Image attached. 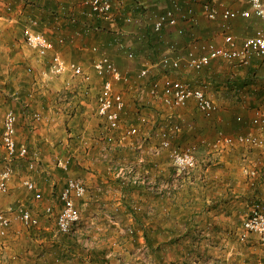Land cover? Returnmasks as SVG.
I'll return each instance as SVG.
<instances>
[{
    "label": "crops",
    "instance_id": "obj_1",
    "mask_svg": "<svg viewBox=\"0 0 264 264\" xmlns=\"http://www.w3.org/2000/svg\"><path fill=\"white\" fill-rule=\"evenodd\" d=\"M176 1L181 7L178 24L155 33L151 20L169 7L167 0H112L113 19L110 21L91 18L87 9L75 0H0V64L11 63L10 68L7 67L9 70H2L0 74L7 73L5 78L14 83L19 78L17 76H21L19 64H23L36 69L40 78L44 76L53 54L57 53L66 63L89 62L98 56H108L122 73L131 77L143 67L151 66L168 52L170 46L175 48L172 52L174 57H184L193 48L196 55H200L198 47L203 43L222 45L223 35L231 33L240 44L242 39L253 35L262 26L254 16L243 20L222 19L223 9L243 12L249 6L248 0ZM207 4L217 9L216 19L204 17L202 9ZM126 18H130L129 22H125ZM178 29L184 33L178 34ZM27 30L43 34L53 44L54 50L44 58L32 50L35 56L15 54V48L27 46L23 41ZM60 39L64 42L60 43ZM128 54L133 57L128 58ZM153 70L158 78L164 73ZM92 71L90 74L96 79L98 76ZM263 71L262 58H254L248 66L215 59L200 72L188 71L182 66L172 76L203 90L217 107L211 117H203L194 102L190 101L184 107L170 109L173 112L167 117L181 127L175 134L177 136L170 137L171 147L195 145L197 167L177 179L178 186L173 193L163 197L154 195L143 184L122 186L116 177L120 185L117 187L119 193L114 192V197L110 192L113 182L105 175V172L111 175L110 171H106L109 168L101 174L99 169L88 167L94 181L91 179L90 182L88 177L87 183L94 191L89 192L85 184V197L76 200L78 208L79 205L82 208L86 206L85 217L76 236L59 234L55 219L44 214V207L33 213L39 220V227L30 228V231L20 234L21 237L15 236L11 244L8 243L9 258L12 259L10 264H137L136 250L143 244L152 254L150 264H264V244L260 237L253 233L248 234L245 241L238 237L242 223L256 201L264 205V145L261 149H247L245 146L229 147L217 143L220 135L235 137L249 133L264 141V136L254 133V127L245 126L251 125L257 105L264 104V98L258 99L264 93ZM256 77L261 78L258 84H254ZM99 79L89 83L90 90L96 82L101 87ZM20 82V88L24 84L29 85L20 92L27 90L30 106L28 109L20 107L25 119L21 120L16 115V140L19 142V133L23 129V145L30 149L31 154L36 153L39 160L37 170L41 177H36L38 190L47 205L54 206L53 199L56 200V194L62 190L67 178H79L85 183L79 176L82 169L75 159L95 155L106 157L109 155L108 148L102 143L96 153L90 150L92 148L78 151L71 146L79 139L96 144L100 140L97 125L90 119L86 123L90 122L92 127H83L77 120L82 113L74 112L73 103L77 101L73 98L85 94L86 90L80 86L71 87L74 97L66 103L51 104L44 98L35 105L36 100H32L30 94L31 90H36L34 84L25 79ZM10 86L16 91L19 88L15 84ZM115 88L121 91L118 85ZM1 92L6 91L0 89ZM42 94H49L48 90L42 91ZM1 105L5 106L0 108V118L11 110L8 100L0 94ZM127 108L129 106L126 105L122 117L126 115ZM235 111L243 112L242 119L235 120L240 123H235L231 117L236 115ZM35 112L42 114V120L34 124L33 131L26 125ZM141 120L144 122L143 118ZM171 120L166 121L160 130L167 129ZM75 122L76 125H73ZM78 124L82 126L80 131L76 128ZM138 125L143 126L140 121ZM142 138V142L140 139L136 141L135 172H147L154 181L170 179L174 169L168 162L169 150L154 153L160 140L154 138L152 132L145 133ZM125 156L129 155L123 152L121 157ZM64 160L69 161L66 169L58 164ZM124 163L122 165L127 167L133 162ZM131 187L139 190L131 191ZM101 190L110 194L99 198ZM131 198L139 210L131 208L128 202ZM113 201H117L115 206L118 209H115L119 211L118 217L110 215L113 213Z\"/></svg>",
    "mask_w": 264,
    "mask_h": 264
},
{
    "label": "built area",
    "instance_id": "obj_2",
    "mask_svg": "<svg viewBox=\"0 0 264 264\" xmlns=\"http://www.w3.org/2000/svg\"><path fill=\"white\" fill-rule=\"evenodd\" d=\"M85 7L88 15L96 20L110 21L112 17V0H75ZM169 7L164 12L156 14L152 18V30L160 33L166 27H174L178 24V16L181 7L176 0H167ZM248 8L242 11L223 9L221 17L223 20H232L237 18L249 19L254 16L260 20L262 26L254 31V34L247 36L237 44V39L231 33H225L222 38V45L214 43H203L198 47L200 55H196L194 49L186 52L184 57H174L172 55L173 46H170L168 52L161 55L151 66L143 67L137 74V79H146L151 69L161 70L164 73L160 78L150 82L148 87L138 85L137 100L145 99L158 101L164 107L176 109L184 107L188 102L193 101L199 113L206 117L212 116L217 107L214 102L208 98L205 92L199 88H193L188 83L175 79L172 75L184 69L193 72H200L207 67L213 60L221 59L227 63L240 66H248L254 58L264 59V0H248ZM204 17L209 20L216 19L218 11L211 5H205L202 9ZM126 18L125 22H129ZM177 33L182 35L184 31L178 29ZM25 44L36 52L40 58H44L49 52L53 51V44L47 38L33 30H27L24 33ZM60 43L64 40L60 39ZM132 58V54L127 55ZM93 71L102 81L101 87L96 99V115L104 121L106 131H120L122 123V114L126 108V101L123 94L115 87L119 83L129 82L127 75L122 73L115 63L108 56H100L93 62ZM64 72H70L74 77H81L87 81L89 76L85 74L83 68L76 63H66L59 54L55 53L49 63V73L53 76H60ZM31 130H34V124L42 120V114L35 112L29 118ZM16 123L17 116L12 110L5 112L0 118V155L2 156V167L0 170V197L9 190V182L12 178V163L16 159L26 161L27 170L34 172L38 169L39 160L36 153L31 154L29 149L22 145L18 146L16 142ZM250 124L252 127L264 130V109L255 112ZM181 127L178 124H170L167 129H162L158 133L160 140L159 146L154 148V153L158 154L161 150H169L172 168L174 174L168 180H151L147 172L136 173L131 165L125 167L121 165L115 173L117 180H120L122 186L126 184L148 186L152 193L158 197L168 196L173 193L177 184V179L188 175L197 167L196 152L193 146L171 147L172 135L177 134ZM137 133L136 128H130L120 139L133 137ZM218 142L226 146L235 145L250 148H261L263 140L253 133L237 135L235 137L220 135ZM109 141L111 139L107 138ZM66 169L69 165L68 160L58 163ZM27 191L33 193L35 200H42L41 192L36 188L35 182L28 178L23 182ZM87 193V187L82 179L67 178L64 187L56 197L60 204V209L56 215V230L59 234L74 237L82 223V215L77 207L76 200L83 199ZM18 216L22 225L26 228L38 227L39 220L33 215L31 210L19 206L17 207ZM135 210H139L137 207ZM54 206L46 205L44 214L47 217L53 215ZM10 227V220L0 212V235H4ZM130 233L131 230L129 229ZM257 234L264 244V211L260 203H255L242 223L241 231L238 237L245 241L248 234ZM149 252L146 244H143L136 250L137 264H146L145 255ZM146 262V263H145Z\"/></svg>",
    "mask_w": 264,
    "mask_h": 264
},
{
    "label": "rangeland",
    "instance_id": "obj_3",
    "mask_svg": "<svg viewBox=\"0 0 264 264\" xmlns=\"http://www.w3.org/2000/svg\"><path fill=\"white\" fill-rule=\"evenodd\" d=\"M31 50L32 49L29 50V47L27 48V46L26 47L20 46L18 48H15L14 53L20 54L22 56L29 55V54H31L32 56H35V54L33 52H31ZM98 57H96V59ZM96 59H94V60H96ZM110 59L112 60V58H110ZM94 60L89 61V62H86V61L75 62L76 64H79L83 68L85 74L90 77V79H88L87 81L82 80L81 77H74L70 72H64L60 76H53L49 73V65H48V68L45 69V71L43 70L44 76L42 75L40 78H38L39 75H38V71H36V69L34 70V68H32L31 66L19 64L20 65L19 69L21 70L20 71L21 76H17L19 78L15 79L14 83H13V81H10V80L8 81V78H5L7 73L5 75L0 74V81H1L0 89H2L3 91H6L4 93L1 92L0 94L3 98L8 100L9 105H11L9 108L18 116L19 119L21 118V120H23V119H25V117L21 114V111H22L21 108L26 107V109H28V107L30 106V104H28L29 100L27 98L29 96V93H27V90L25 92H20V91H21V89H27L29 85L24 84L23 88H20L22 85L20 80H23V79L31 80L32 83L34 84L33 86H34V89H36V90L35 91L31 90L30 94H32L31 99L36 100L35 105H38L39 104L38 102H41V100H43L44 98H46L47 99L46 101H48V103H51V104L66 103L68 100L71 99V97L72 98L74 97V95L71 94V91H72L71 87L80 86L82 89L86 90V92H84L85 94H81V96H77V97L73 98L75 101H77L76 103H73L75 105L74 112H76L78 114L82 113V116L77 117V120L82 123L83 127L84 126L89 127V128L92 127V124L90 122L86 123L90 119L93 121L94 125H97V131L99 130L97 132V134H98L97 136H99L100 140H98V144H96V143H91V142L84 143L85 142L84 140L80 141V139H79V141L72 142V144L71 143L70 144L72 147H75L76 149H78V151L79 150H86L87 151V149L92 148L90 150L95 151L96 153H98V147L100 145H102V143L105 146H107V148H108L107 152L109 155L106 157H103L102 155H95L94 157L90 156V158H88V157H84V158L80 157L78 159L76 158L75 161L78 163L77 165H80V168L82 169L79 176L85 180V184L88 187H89L90 183H87V179H88V177H90V173H91V170H89L88 167L99 169L101 174H103L105 172L104 169L109 168V170H106V171H110L111 175L109 173H106V172H105V175L109 176L113 182V184H112L113 188L110 190V192H112V196H114L113 195L114 192L119 193V191L117 190L119 188H117V187L120 185V183H118L116 181L117 178L115 179L114 173L117 172L116 170L122 164L125 165L126 163H124V162H129V164H130V162L132 161L133 163L131 165L134 167V165H135L134 164L135 153H136V141L138 139H140V142H142L144 140L142 137H144L145 133L149 134L150 132H152V134H154V138H158V133L160 131V128L165 126L166 121L169 122V120H171L167 117L173 112V110H170V108L164 107L158 101H151V100L145 99V100L139 102L137 100V92L135 90L137 89L138 85H143L145 87H148V85L150 84V82L152 80L158 79L159 76H158V74H155V71L153 69H151L150 74L146 79L138 80L137 75H136L137 73L135 75H132L131 77L129 74H127V77L129 78L128 79L129 82L126 84H123V83L117 84L121 88V91H120V89H119V91L121 93L122 92L124 93L123 96L125 98L126 105L129 106V108H127V111H126L127 112L126 115H123V117H122L121 130L115 131V132L106 131L104 121L96 115V99H97V96H98V93L100 90V88H99L100 84H99V82H96L95 85L92 86V90H90V87H89L90 82L94 83V81L97 78H99V77H97L96 79L92 78V76L90 74L91 71L93 70L92 65H93ZM112 61L115 63L114 60H112ZM133 61H134V59H133ZM10 64L11 63H8L7 61L2 62V64H0V71L7 70V69L9 70ZM115 65L118 68V65L116 63H115ZM7 67H9V68H7ZM263 73H264V71L262 72V74ZM22 74H24V75L26 74V76H23ZM35 75L37 76V78H35ZM257 81L261 82V78L258 79V77H256L254 84H258ZM9 83L15 84V87L18 86L19 87L18 90L17 91L14 90V88H12V86H10L11 84H9ZM244 86H245V84H244ZM42 89H44V90H42ZM45 90H48L49 94L43 95L42 91H45ZM14 91H15V94H13ZM38 91H40V94L38 93ZM34 95H35V98H33ZM38 97H40V98H38ZM261 98H264V93L259 95L258 99H261ZM262 101H264V100H262ZM80 102H83V103H80ZM4 106L5 105H3V106L1 105L0 108H2ZM263 109H264V104H259V106L257 105L256 111L263 110ZM237 111H235L236 115H233V116L231 115V117H232V119H234L235 123H237V122L240 123L241 121L236 122L235 120L242 119L241 114L243 112L239 111V113H237ZM19 114H20V116H19ZM202 116L206 117L204 115H202ZM141 118L144 119V122L141 120ZM83 119H84V121H82ZM132 119H133V121H132ZM247 119L248 118H246L245 121H247ZM139 121L141 124H143V126L138 125ZM27 122H28V124L26 126L29 128V126H30L29 123H31V122L29 119L27 120ZM173 123H174V121L171 120V123H169V125L173 124ZM73 125H76V122L73 123ZM169 125H167V126H169ZM245 126H246V128H252V126L251 125L249 126L248 124H246ZM81 127L82 126H80V124H78V126L76 128L78 129V131H80ZM133 127L137 129V133L133 137H127L124 139H120L121 137H123V135H125V132H127L128 129L133 128ZM254 129L256 131L254 133H256L258 135L261 134L262 137L264 136V130L258 129L256 127H254ZM33 131H35V126H34ZM86 131L88 132V130H86ZM24 132L25 131H23V129H22L21 133H19V135H20V137L18 139L19 142L16 140L18 135L16 136L15 140H16L17 145L19 147L22 146L24 143L23 142L24 141ZM0 133H1V127H0ZM77 133L79 136L82 135L80 132H77ZM175 136H177V135H175ZM84 137L86 138L87 136L84 135ZM107 138H109L111 140L109 141ZM116 138L120 139V141H118ZM147 142H148V139L144 141V145H146ZM124 144H126L125 147L123 146ZM263 145H264V143H263ZM24 146H26V145H24ZM69 146L67 147L68 149L70 148ZM191 146L194 147L195 145H191ZM240 147H244V146H240ZM245 148L250 149V147H245ZM109 149H112V151H110ZM194 149L196 152V147H194ZM254 149H259V148H254ZM29 151H30V149H29ZM123 152L128 153L129 156H125L124 158H122L121 155H123ZM168 160H169L168 162L170 164V167H172L170 156H168ZM2 164H3L2 163V156L0 155V170H1ZM12 169H13V173H12V178L9 182V190L5 195L0 197V212L4 213L10 220L9 229L6 230L4 235H0V264H10L12 262V259L9 258L10 257V254H9L10 249H7L8 243L10 242V244H11V242H13V238L15 236L21 237V235H23L27 231H30V228H26L22 225V222H21V220L18 216V212L16 210L17 207L23 206V207L31 210V212L35 214L37 211L43 210V208L48 204V202L46 203L44 198H42V200H39V201L35 200L33 198V193L27 191V189L23 185V182L26 179L30 178L35 182L36 188L39 189V187H38L39 183H38L36 177H37V175H39L41 177V173L38 170H36L34 172L28 171L26 161L23 159H16L12 163ZM91 179L94 181V178H92V177H90L88 180L90 182H92ZM88 189H89V192L94 191L93 188L89 187ZM130 189H131V191L134 190L136 192L139 190L137 187H131ZM59 193L60 192H58L57 194L55 193L56 197L58 196ZM99 193H100L98 195L99 198L105 197V196L107 197L108 194H110L109 192L105 193L104 190H101ZM133 197L134 196H132V198ZM148 197H150V195ZM132 198L130 200H128V202H130L129 204H131V208H133V210L135 211V209L137 208V205H135L136 203L131 202V201H134ZM53 200L55 201V202H53L54 212H53V215L48 217V218L55 219L56 215L60 209V204H59L57 199L56 200L53 199ZM99 201L101 202L102 200L100 199ZM116 203H117V201L114 202L113 213L110 214V215H113L114 217H118V213H119V211H117L115 209V208L118 209V207L115 206ZM260 206H261L262 210L264 211V205L262 202H261ZM83 209H85V211H82ZM79 210L81 212L82 221H83V217H85V213H86V206L84 208H82V206L79 205ZM35 229H36V227H35ZM23 231H25V232H23ZM17 247H19V246H17ZM24 248H25V246H23L22 249H24ZM151 255L152 254H150L149 252L147 255H145V260L147 262V263L145 262L146 264L152 263L151 258H153V257H151Z\"/></svg>",
    "mask_w": 264,
    "mask_h": 264
},
{
    "label": "trees",
    "instance_id": "obj_4",
    "mask_svg": "<svg viewBox=\"0 0 264 264\" xmlns=\"http://www.w3.org/2000/svg\"><path fill=\"white\" fill-rule=\"evenodd\" d=\"M96 20V19H95ZM256 203H259L258 201H256Z\"/></svg>",
    "mask_w": 264,
    "mask_h": 264
}]
</instances>
